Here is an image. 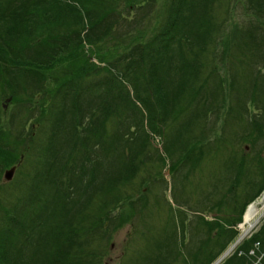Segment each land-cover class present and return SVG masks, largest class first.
<instances>
[{"label":"trees","instance_id":"trees-1","mask_svg":"<svg viewBox=\"0 0 264 264\" xmlns=\"http://www.w3.org/2000/svg\"><path fill=\"white\" fill-rule=\"evenodd\" d=\"M13 1L0 7V168L26 153L41 158L33 174H23L28 188L9 191L7 201L0 197V264H103L89 245L112 219L110 210L133 199L126 187L154 156L151 138L163 137L170 156L183 147L181 160L185 147L208 142L214 124L198 125L208 124L209 113L228 103L226 90L236 88L219 77L215 61L227 58L243 28L218 20V6L233 0H170L150 32L153 10L138 14L156 0H144L140 10L142 0ZM241 1L258 18L264 12V0ZM130 12L133 21L124 29ZM248 48L264 66V39ZM91 74L102 77L83 91ZM37 92L45 94L34 103ZM6 97L15 105L8 118ZM194 103L205 110L190 112ZM231 104L241 107L243 100ZM212 226L219 248L197 264H210L236 235L219 222ZM263 234L264 226L253 240Z\"/></svg>","mask_w":264,"mask_h":264},{"label":"rangeland","instance_id":"rangeland-1","mask_svg":"<svg viewBox=\"0 0 264 264\" xmlns=\"http://www.w3.org/2000/svg\"><path fill=\"white\" fill-rule=\"evenodd\" d=\"M142 2L146 3L144 0ZM234 2L239 3L235 5ZM145 3L139 6V10ZM167 3L168 0H156L155 6L153 4L145 5L144 9L139 12L138 16L141 17V15L153 10L152 18L146 25L148 32L154 28V15H162ZM226 4L218 6V20L220 21L223 17L227 19V24L230 27L240 26L243 29L238 33L237 43L229 49L227 58L224 61L216 60L215 65L218 66L220 78L228 82L233 81L235 85L242 82L243 86L238 91L226 90L225 96L229 99L228 103L221 107L220 113L209 114L211 121L218 125L212 122L198 125L199 127H210L214 124L215 127L209 132L212 139L207 144L191 149L187 156L186 162L188 163L185 162V159L176 164L172 163L173 159L170 155L164 153L162 156L160 154V151H164V138L157 139L154 137L152 139L156 148L150 145L149 151L155 156V159L149 158L141 163L134 181L126 187V191L131 192L133 199L119 204L112 212V223L106 227L104 236H98L92 240V249L102 252L103 264H145L143 255L158 252L157 241L166 237H171L170 251L174 252L181 249L180 252H183L175 262V264H181L184 257L190 259L189 249L207 235L209 225L206 221L200 220V214L213 212L220 219H223L224 215L229 216L230 212H233L230 209L231 198L227 194L240 190L237 201L241 203L242 199L249 193V191L242 190L243 186H241L246 176L238 180L237 183L235 182L236 185L234 186L233 178L237 172L229 168L231 160L243 161L244 170L251 173L254 171V178L258 177L263 180L260 176L264 173V135L253 141L243 139V136L250 130L249 123L251 120L242 117L237 119L239 105L231 103L238 99L241 103L247 94L248 87V95L251 94L256 103V105L252 104L248 108L251 118H254L255 114L260 115L259 118L264 115V91L258 84H255L264 79V67L260 66L262 63L259 59L254 58L253 51L248 48L250 41L264 39V12L259 14L258 18L253 13L246 12L241 0H233L227 6ZM120 11H126V9ZM132 17H134V13L130 12L129 19L124 23V29H127L129 22L133 21L131 20ZM221 51L222 46H219L218 52ZM62 68V66L58 68L57 74ZM94 76L85 77L84 83L91 85L96 78L102 77ZM47 84L53 86L54 81L48 80ZM224 87L228 86L225 85ZM44 94L37 92L33 102H40ZM6 105L4 117L8 118L15 113L13 111L15 105L11 101L6 102ZM230 105H233L232 109L225 119L226 111ZM242 108L244 109L243 106ZM191 109L200 110L204 109V106L194 103ZM36 115H38V111H36ZM259 118L253 123H259ZM31 122L24 133L31 130ZM257 151H261V158L254 157ZM180 152L181 148L174 155L178 156ZM196 152H202L200 159H195L194 154ZM40 158L41 155L38 153L33 154L32 158L30 154H24L21 167L16 171L14 179L10 183L3 181L5 169L2 172L0 168V184L3 186L0 188V197L3 201H7L9 191L18 192L20 189L25 190L29 187L31 183H23L18 186V182L24 178L25 172L34 173L35 166L33 164L36 165V161ZM191 161H194V164L189 166ZM224 196L225 201L222 204L221 199ZM13 200L18 201L15 197ZM217 201L222 205H215ZM214 206H219L220 209L211 211ZM263 213L261 212V214ZM211 217L214 216L208 214L205 218L211 221ZM115 223L119 225L116 229L114 228ZM263 224L264 216L249 230L247 234L249 241L246 245L244 244L245 248L254 245L253 239ZM239 227H241L239 228L240 234H243L244 228L241 224ZM183 238L185 245L180 242ZM258 251L259 249H256V252ZM242 252H246V250ZM263 256L264 253L259 256L242 253L240 256L231 258L230 262L232 264H264Z\"/></svg>","mask_w":264,"mask_h":264},{"label":"bare ground","instance_id":"bare-ground-1","mask_svg":"<svg viewBox=\"0 0 264 264\" xmlns=\"http://www.w3.org/2000/svg\"><path fill=\"white\" fill-rule=\"evenodd\" d=\"M261 212H264V193L262 196L259 197V199L255 202H252L248 205L246 213H245V217H244V221L242 224V227L244 228V232L248 231L249 229H252L257 221V218L264 216V213L261 214ZM238 241V240H237ZM234 242L223 254L222 256L218 259H222L224 258L235 246V244L237 243Z\"/></svg>","mask_w":264,"mask_h":264},{"label":"water","instance_id":"water-1","mask_svg":"<svg viewBox=\"0 0 264 264\" xmlns=\"http://www.w3.org/2000/svg\"><path fill=\"white\" fill-rule=\"evenodd\" d=\"M14 170H15V168H12V169L6 171V178L7 179H11L12 178Z\"/></svg>","mask_w":264,"mask_h":264}]
</instances>
